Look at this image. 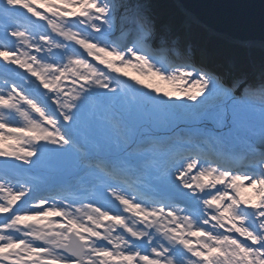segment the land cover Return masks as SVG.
<instances>
[{
	"label": "snow or ice",
	"instance_id": "snow-or-ice-1",
	"mask_svg": "<svg viewBox=\"0 0 264 264\" xmlns=\"http://www.w3.org/2000/svg\"><path fill=\"white\" fill-rule=\"evenodd\" d=\"M199 48L151 0H0V264H264V66Z\"/></svg>",
	"mask_w": 264,
	"mask_h": 264
},
{
	"label": "water",
	"instance_id": "water-1",
	"mask_svg": "<svg viewBox=\"0 0 264 264\" xmlns=\"http://www.w3.org/2000/svg\"><path fill=\"white\" fill-rule=\"evenodd\" d=\"M208 38L240 45H264V0H172ZM262 45V47H263ZM261 47V48H262ZM259 49L260 51L264 52Z\"/></svg>",
	"mask_w": 264,
	"mask_h": 264
},
{
	"label": "bare ground",
	"instance_id": "bare-ground-1",
	"mask_svg": "<svg viewBox=\"0 0 264 264\" xmlns=\"http://www.w3.org/2000/svg\"><path fill=\"white\" fill-rule=\"evenodd\" d=\"M159 12H161L164 15H166L162 11H159ZM197 33H198L199 38H200V48L197 51L198 58L204 60L205 62H210L213 67H217V68H222V67H225V66H237V67L246 69L249 72L250 75H254V76H256L258 78L260 70H261V67L264 66V62H262L260 64L250 63V62H248V59H247V60H242L240 62L228 63V62H226V61H224L222 59V57L220 56L218 50H216L213 47H209L208 46L209 39L207 37H205L202 32L197 30ZM246 45L251 48V47L256 46V45L257 46H262L263 44L257 42V43H248ZM263 47H264V45H263ZM253 103L257 105V111H258V106L260 104L259 98H255Z\"/></svg>",
	"mask_w": 264,
	"mask_h": 264
},
{
	"label": "trees",
	"instance_id": "trees-1",
	"mask_svg": "<svg viewBox=\"0 0 264 264\" xmlns=\"http://www.w3.org/2000/svg\"><path fill=\"white\" fill-rule=\"evenodd\" d=\"M164 4L167 5L169 12L173 16H183L180 11L176 8L175 4L172 2V0H165ZM209 44L216 48L218 51L222 53L224 58L228 61H234V62H240L242 60L248 59V52L246 48L236 45L227 43L224 41H221L219 39L210 38ZM254 57L256 59H264V53L260 51L259 49L254 50Z\"/></svg>",
	"mask_w": 264,
	"mask_h": 264
},
{
	"label": "rangeland",
	"instance_id": "rangeland-1",
	"mask_svg": "<svg viewBox=\"0 0 264 264\" xmlns=\"http://www.w3.org/2000/svg\"><path fill=\"white\" fill-rule=\"evenodd\" d=\"M164 1L165 0H151V2L153 3V5L156 7V9L158 10V11H162V12H164L166 15H168V16H173L170 12H169V9H168V7H167V5L166 4H164ZM206 37V36H205ZM208 38V37H207ZM209 39V38H208ZM236 45H237V43H236ZM208 46H209V44H208ZM245 47L244 48H246V50H247V52L249 53V55H248V62H250V63H257V64H260V63H262V62H264V59H255L253 56H254V50H256V49H261V50H263L262 48V46H253V47H248L247 45H244ZM210 47V46H209ZM262 47V48H261ZM219 54H220V56L222 57V59L224 60V61H226V62H228V63H234V62H229V61H227L225 58H224V56L222 55V53L219 51ZM253 56H252V55ZM254 59V60H253ZM165 87H168V86H165ZM256 146L257 147H262L260 144H259V141H257V144H256ZM251 189H247V192L248 193H251Z\"/></svg>",
	"mask_w": 264,
	"mask_h": 264
}]
</instances>
